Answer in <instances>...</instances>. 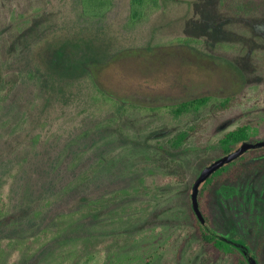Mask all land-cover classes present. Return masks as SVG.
<instances>
[{
  "label": "rangeland",
  "instance_id": "rangeland-1",
  "mask_svg": "<svg viewBox=\"0 0 264 264\" xmlns=\"http://www.w3.org/2000/svg\"><path fill=\"white\" fill-rule=\"evenodd\" d=\"M224 1L157 0L133 21L131 0L103 16L0 0V264H248L208 254L190 197L226 132L251 123L264 139V3ZM251 170L206 204L264 264V167Z\"/></svg>",
  "mask_w": 264,
  "mask_h": 264
},
{
  "label": "trees",
  "instance_id": "trees-1",
  "mask_svg": "<svg viewBox=\"0 0 264 264\" xmlns=\"http://www.w3.org/2000/svg\"><path fill=\"white\" fill-rule=\"evenodd\" d=\"M224 1V0H223ZM235 1V0H230ZM251 3H264V0H247ZM44 0H39V4L43 3ZM82 10L85 14L90 16H103L107 13V11L111 7V0H80ZM225 3V1H224ZM150 4H157V0H131V19L133 21H139L142 19L146 13V10ZM41 6V5H40ZM39 6V7H40ZM28 7V6H27ZM31 10L29 8L23 9L14 17L11 22L13 23L11 31H21L24 29L25 25L28 24L29 19L27 18ZM16 79L15 75L9 76L6 79V82L11 84L10 82ZM8 84V85H9ZM212 99L211 96L198 97L192 100H186L176 105L173 108V112L176 115H179L182 112L189 111L192 109H199L202 106L206 105ZM229 99H226L227 101ZM221 101V102H225ZM258 125H254L251 123L241 124L238 127L229 130L224 134V136L219 140L218 150L220 153H227L233 150L237 145H239L242 141L247 139H252L255 136V129H257ZM187 137V132H182L180 136L175 141V145L180 144ZM174 143V142H173ZM250 154H253L252 157H260L262 154L264 155V147L260 149L251 150L249 153L243 155L239 159L226 164L224 167L215 172L207 181H205L201 187L200 192V202L201 206L207 214V219L205 223L199 222V220L195 218L196 224V235L203 241L205 244L206 250L208 254L212 255L215 259L219 257L220 254H236L240 255L239 252L230 244L224 242L223 240L217 238L216 234L218 233L216 229L213 227L212 218L209 215V211L206 204L207 194H209V190L215 186V181H221L222 183H228L230 181H236L242 179L246 175V173L254 172L255 170H251L253 168L262 169L264 167V160L254 161L252 165L246 166L243 163L244 160L248 158ZM255 154V155H254ZM258 154V155H257ZM250 170V171H249ZM209 224L210 226L207 227ZM220 234V233H218ZM210 260V258H208ZM242 262L244 259H240ZM245 262V261H244Z\"/></svg>",
  "mask_w": 264,
  "mask_h": 264
},
{
  "label": "water",
  "instance_id": "water-1",
  "mask_svg": "<svg viewBox=\"0 0 264 264\" xmlns=\"http://www.w3.org/2000/svg\"><path fill=\"white\" fill-rule=\"evenodd\" d=\"M262 147H264V139H259L256 141H253L251 139L244 140L236 148L217 157L201 169L192 184L190 193L192 209L201 223L206 222V217L202 211L199 199L202 184L207 181L219 169L224 167L226 164L237 160L238 158L243 156L247 151ZM216 236L217 238L223 240L224 242L230 244L235 249H237L244 256L248 264H260L257 255L252 252L251 247L244 239L234 237L232 238L218 233L216 234Z\"/></svg>",
  "mask_w": 264,
  "mask_h": 264
},
{
  "label": "flooded vegetation",
  "instance_id": "flooded-vegetation-1",
  "mask_svg": "<svg viewBox=\"0 0 264 264\" xmlns=\"http://www.w3.org/2000/svg\"><path fill=\"white\" fill-rule=\"evenodd\" d=\"M190 100H192V99H190ZM247 262V261H246Z\"/></svg>",
  "mask_w": 264,
  "mask_h": 264
}]
</instances>
